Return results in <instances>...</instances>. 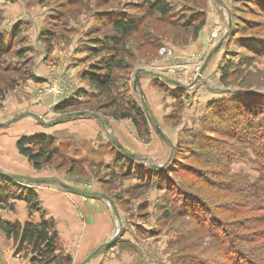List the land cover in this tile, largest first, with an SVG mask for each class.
Listing matches in <instances>:
<instances>
[{
    "label": "rangeland",
    "instance_id": "rangeland-1",
    "mask_svg": "<svg viewBox=\"0 0 264 264\" xmlns=\"http://www.w3.org/2000/svg\"><path fill=\"white\" fill-rule=\"evenodd\" d=\"M3 1L0 33L13 35L17 30L18 34L10 50L0 54V132L10 137L30 120V113L50 121L69 113L88 112L84 104L66 112L56 110L63 101L42 114L36 112L32 101H39L48 90L56 92L55 80L60 77L54 75L47 82L37 78L34 72L40 68L38 60L43 54H35L31 44L35 42L34 30L26 8L21 6L8 16L13 0ZM166 1L171 6L162 17L143 0H26L27 7L38 6L42 11L37 12L39 18L46 16L39 31L44 42L48 36L52 41L65 38L70 21L78 17L82 19L81 36L104 39L113 34L110 20L116 15L127 12L132 17L141 16L138 32L129 37L120 52L132 68L115 70L117 83L112 95L117 106L132 99L147 112L141 103L142 97L146 98L140 85L137 90L133 86L135 73L152 70L171 79L167 82L151 75L164 89V97L173 98L167 122L175 133L165 134L147 105V114L154 120H150L147 137H140L153 151L149 148L147 156L133 152L136 158L123 154L112 141L116 137L113 124L117 118L112 115L115 107L99 109L98 102L107 100L104 96L95 99L91 108L96 111L77 116L99 115L95 117L104 127L100 135L103 145L92 152L86 143L82 147L88 153L75 159L72 154L77 145L65 140L59 144V155L42 169H36L26 157L28 166L36 169L33 174L22 172L25 167L23 174L0 169V183L7 180L2 183L3 190L15 191L17 200L24 201L23 207H18L14 194H4L0 217L30 213L28 202L20 197L31 189L39 194V208L29 214V219L39 220L41 211L48 208L41 188L66 190L59 184H34L13 175L55 178L106 194L119 212L120 220L110 203L103 200L112 212L113 232L102 244L118 231L119 239L85 264H264V0ZM200 20H205V25L195 34ZM85 22L87 31H83ZM202 30L207 50H186L199 39ZM142 41L145 43L139 48ZM50 48L45 46L46 51ZM87 52L83 59L88 61L108 54L90 49ZM32 120L43 121L36 117ZM156 124L169 142L157 131ZM8 147L11 152L12 144ZM117 151L124 160L117 159ZM5 174L13 179L11 185ZM0 235L4 241L11 240L14 256L29 260L24 256L26 249L15 255L14 241L1 229ZM77 243L70 250L60 237L57 252L70 254V264H81L102 245L81 249V241ZM2 254L0 246V257Z\"/></svg>",
    "mask_w": 264,
    "mask_h": 264
},
{
    "label": "crops",
    "instance_id": "crops-1",
    "mask_svg": "<svg viewBox=\"0 0 264 264\" xmlns=\"http://www.w3.org/2000/svg\"><path fill=\"white\" fill-rule=\"evenodd\" d=\"M0 3V6H2L5 2L0 0ZM11 5L13 8L10 13H6L8 16H12L15 10L21 6L26 8L30 21L27 19L25 21H29L30 26L34 30L35 42L31 44L34 45L35 54H43L38 60L41 66L35 70L34 74L37 78L45 82L51 79L52 76L58 75V78L60 77L59 80L64 84V90L61 94L45 90L46 92L40 97L39 101H32V105L37 109L36 112L42 114L44 110L49 111L56 106V102L58 103L61 101H73L76 105L78 104V106L83 105L91 97V94L95 92L88 82H85L83 74L96 60L88 61L84 60L83 57L88 54L87 50H91V48L96 45V39L99 37L93 36L88 38L81 36L82 30L80 29H82V25H80L79 22L82 21V19L78 17L70 21L65 38H54L55 40L53 39L54 41H52L51 36H48L44 42L40 38L39 31L45 24L46 16L43 15L42 18H39L37 12L40 14L42 13L39 7H27L28 4L26 0H13ZM80 16H82V14ZM85 24L86 22L84 25ZM87 27L88 26L85 25L83 31H87V29H85ZM204 33L205 32L202 30L199 39L186 50H192L194 47L195 50L199 52L207 50L206 35ZM83 41H88L87 43L90 45L85 44ZM46 45L49 48L51 47L48 51L45 50ZM50 45H53V47ZM186 50L183 52L186 53ZM86 61L88 62L86 63ZM140 76H142V74ZM139 85L140 91L145 96L148 103L147 105L152 111V114L162 127L164 133L171 136L175 131L167 120H170L173 98L171 96L164 97V89L151 79V75L140 77ZM170 91L171 90H169V92ZM139 98H141V95ZM30 116L31 117H28L30 120L23 126L18 127L10 137L7 132H0V169L3 171L16 174H23L22 172L33 174L34 170L36 171L30 164L28 166L27 158L20 154L16 146L18 138L22 135H33L38 133L50 134L55 136L56 141L54 140V142H56V145L59 147V144L65 140L73 142L77 145L74 149L75 153L72 154V158L74 157L75 159H82V156L88 153L86 150H83L82 147L86 143L90 144L91 147L89 151L92 150V152L98 150L104 143L100 140L102 139L100 135L104 131V127L101 123L102 120L98 117H86L85 115L76 116L54 125H48L43 122H35L32 120L35 119V117L32 115ZM114 121V135L129 151L145 156L149 153V148L153 151L151 148L152 146H148L149 144H146L140 137L138 129L132 119L120 118ZM153 142H157V140L154 139ZM7 143L13 146L11 152H9ZM77 150H82V152L80 153ZM10 159H12L13 162ZM23 167H25L24 171L22 170ZM40 194L45 195L44 202L48 206L46 211L54 216L56 229L60 234L62 242L66 244L65 247L68 249L71 250L70 247L78 245L77 242L79 241H81V249H90L98 246L113 232L112 212H108L107 206L104 204L103 200L93 199L68 190H59L49 186L46 188L42 187ZM13 201L17 202L18 207H23L24 201L17 200V198H14ZM29 218V213L23 212L22 217L13 216L7 219L12 221H26ZM36 220H38V218H36ZM4 239L5 238L0 235V246L3 251L0 257V259H2V261L0 260V264H32L28 259L14 256L13 250L11 249V240L8 241L6 239V241H4Z\"/></svg>",
    "mask_w": 264,
    "mask_h": 264
},
{
    "label": "trees",
    "instance_id": "trees-1",
    "mask_svg": "<svg viewBox=\"0 0 264 264\" xmlns=\"http://www.w3.org/2000/svg\"><path fill=\"white\" fill-rule=\"evenodd\" d=\"M143 1H148L151 10H153L152 12L159 11L162 17H165V15L169 13L171 5L166 0ZM110 21L114 31L113 34L107 35L104 39H96V45L91 48V50L96 53L106 51L108 54L95 60L84 73L83 78L87 80L95 90L84 105L89 112L96 111L91 108L94 106V100L104 96L107 101L101 104L98 102L97 107L99 109H106L108 106H114L115 108L112 115L115 118L132 119L138 129L139 135L147 137L149 134L150 120H154V118L152 116L149 117L145 109L132 99L128 100L126 104L124 103L125 105L119 104V106H117L116 98L112 95L115 83H117L115 70L120 69L128 71L132 68V64L125 57L121 56L120 52L124 45L127 46L129 37L133 33L138 32L142 17L137 16L136 18L132 17L127 12H121V14L116 15ZM204 25L205 20H200L199 24L196 26L195 34H197ZM13 33V35L0 33V54L10 50L13 39L18 32L14 30ZM144 43L145 41H142L141 44H139V48L143 47L142 44ZM77 106L78 104L76 105L75 102L70 101L58 104L55 109L66 112L70 107ZM235 128L238 129V125H235ZM16 146L20 154L27 157L36 169H42L45 164L51 163L54 158L59 155L61 150V147L54 143L53 135L45 133L22 135L18 138ZM117 152L119 153L117 154V159L119 161L124 160L122 155L125 153L122 152L123 154L121 155V152ZM0 173L2 174V172ZM5 177L8 179V184L11 185L10 180L12 178L10 175H6ZM1 179L3 178L1 177ZM6 181L7 180H5V182ZM3 182L0 183V199L4 194H14L15 196V191L10 192L6 189L3 190ZM17 197L15 196V198ZM38 197L39 194L31 189L25 190L24 195L20 197L28 202L30 215L39 208V203L37 202ZM0 229L5 233L7 238L14 241L16 246L14 251L15 255L19 254L23 249H26L24 256L28 257L32 264H70L72 262L70 254L57 252L60 245V234L56 229L54 216L50 215L46 210L41 211L39 220L28 219L25 222H21L19 220L12 221L0 217ZM227 242L232 244L231 240ZM243 258L246 257L243 256ZM240 259L242 261V257H240ZM248 261L250 262V260H247V262Z\"/></svg>",
    "mask_w": 264,
    "mask_h": 264
},
{
    "label": "water",
    "instance_id": "water-1",
    "mask_svg": "<svg viewBox=\"0 0 264 264\" xmlns=\"http://www.w3.org/2000/svg\"><path fill=\"white\" fill-rule=\"evenodd\" d=\"M213 55V53L211 54V56ZM210 56V57H211ZM142 72H145L147 74H150V75H154V76H157L159 78H162L164 80H166L167 82H171L172 80L169 79V78H166L164 77L162 74L160 73H157V72H154L152 70H143V69H140L138 70L136 73H135V78H134V82H133V86H134V89L137 90L138 89V86H139V77H140V74ZM176 84L178 85H183L184 84L182 82H179V81H175ZM141 103L142 105L146 108L147 112H150L149 111V108L146 104V100L144 99V97H142L141 99ZM84 113H90L89 111H80V112H75V113H69V114H66V115H63V116H60L58 118H55L54 120H50V121H46V120H43V117L41 115H38V114H35V113H30V115L32 116H35L36 118L40 119V120H43L42 122L44 124H52V123H56V122H59V121H64L66 119H71L77 115H81V114H84ZM94 114V113H93ZM95 116H98L97 114H94ZM16 120V119H14ZM13 120V121H14ZM11 122V121H10ZM9 123V122H8ZM156 126V129L157 131L162 135V137L167 141L169 142L168 138L164 135L162 129L160 128V126L158 124L155 125ZM112 141L113 143L123 152L125 153L126 155L128 156H131V157H137V155H135L134 153L130 152L116 137H112ZM17 178H21V179H26L34 184H59L60 186H62L64 189L70 191V192H74V193H78V194H81V195H84V196H88V197H91L93 199H102V200H106L110 203L112 209H113V212L115 214V216L118 218V220H120V215H119V212L116 208V206L114 205V201L111 197L107 196L106 194H102L100 192H97V191H92V190H86V189H81V188H77V187H74L72 185H69L68 183H65L59 179H55V178H47V177H30V176H21V175H13ZM119 235H120V231H118L112 238L111 240H109L108 242L102 244L97 250H95L87 259H85L81 264H85L93 255L97 254L99 251L101 250H105V249H108L110 248L113 244H115L118 239H119Z\"/></svg>",
    "mask_w": 264,
    "mask_h": 264
},
{
    "label": "built area",
    "instance_id": "built-area-1",
    "mask_svg": "<svg viewBox=\"0 0 264 264\" xmlns=\"http://www.w3.org/2000/svg\"><path fill=\"white\" fill-rule=\"evenodd\" d=\"M163 52H166V49H163ZM55 85H56V87H55V89H56V92L58 93V94H61L62 92H63V90H64V84H63V82H61V80H59V79H57V80H55Z\"/></svg>",
    "mask_w": 264,
    "mask_h": 264
}]
</instances>
